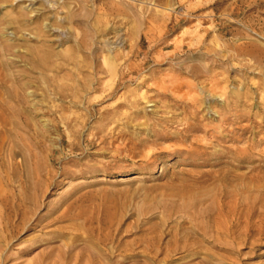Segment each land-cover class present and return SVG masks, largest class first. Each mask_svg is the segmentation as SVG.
Returning <instances> with one entry per match:
<instances>
[{"label": "rangeland", "instance_id": "rangeland-1", "mask_svg": "<svg viewBox=\"0 0 264 264\" xmlns=\"http://www.w3.org/2000/svg\"><path fill=\"white\" fill-rule=\"evenodd\" d=\"M0 264H264V0L0 4Z\"/></svg>", "mask_w": 264, "mask_h": 264}, {"label": "bare ground", "instance_id": "bare-ground-1", "mask_svg": "<svg viewBox=\"0 0 264 264\" xmlns=\"http://www.w3.org/2000/svg\"><path fill=\"white\" fill-rule=\"evenodd\" d=\"M7 0H0V4L2 3H6ZM23 14V13H22ZM72 15V14H71ZM73 17L69 16V20H72ZM74 20V19H73ZM20 22V18H16L14 20H11V22H9V24H13V23H19ZM39 29V27L37 28V30ZM41 31V29L39 30ZM38 52V51H37ZM74 54V53H73ZM40 55V54H39ZM73 56V55H72ZM50 57H49V54H42L41 56H39V59L37 60V65L38 66H42V67H46L49 65L50 63ZM51 64V63H50ZM60 68V67H59ZM48 70V69H47Z\"/></svg>", "mask_w": 264, "mask_h": 264}]
</instances>
